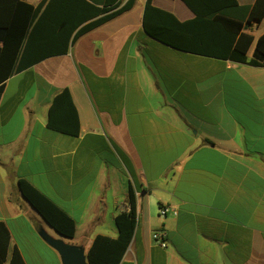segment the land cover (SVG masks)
I'll use <instances>...</instances> for the list:
<instances>
[{
    "label": "crops",
    "instance_id": "0c3cea01",
    "mask_svg": "<svg viewBox=\"0 0 264 264\" xmlns=\"http://www.w3.org/2000/svg\"><path fill=\"white\" fill-rule=\"evenodd\" d=\"M145 4L134 0L67 55L5 83L0 222L26 264V253L33 264H49L44 255L62 262L40 236L56 237L22 196L20 180L75 222L65 241L86 255L96 237H118L115 218L130 213L133 196L136 227L120 264H264V67L161 44L144 31ZM152 4L181 22L195 17L180 0ZM263 31L253 22L247 32ZM66 88L78 137L47 127L52 101ZM162 207L177 216L162 218ZM157 232L166 234V248L153 239Z\"/></svg>",
    "mask_w": 264,
    "mask_h": 264
},
{
    "label": "trees",
    "instance_id": "16d2710c",
    "mask_svg": "<svg viewBox=\"0 0 264 264\" xmlns=\"http://www.w3.org/2000/svg\"><path fill=\"white\" fill-rule=\"evenodd\" d=\"M124 1V4H123ZM194 18L179 21L172 13L146 0L143 28L152 39L180 52L255 68L264 67V31H247L264 23V0L240 6L237 0H180ZM134 0H43L37 6L23 0H0V96L14 74L40 62L67 55L84 34L128 12ZM253 53L250 55V50ZM49 130L70 137L80 135V120L69 89H63L48 111ZM24 199L44 222L67 240L75 236V222L27 181L20 180ZM115 218L116 239L98 236L87 254L88 264H120L136 227V204ZM0 264H26L7 226L0 222Z\"/></svg>",
    "mask_w": 264,
    "mask_h": 264
},
{
    "label": "water",
    "instance_id": "95a60500",
    "mask_svg": "<svg viewBox=\"0 0 264 264\" xmlns=\"http://www.w3.org/2000/svg\"><path fill=\"white\" fill-rule=\"evenodd\" d=\"M40 236L58 253L62 264H88V258L84 248L67 243L65 238L59 234H57V237H53L41 231Z\"/></svg>",
    "mask_w": 264,
    "mask_h": 264
},
{
    "label": "built area",
    "instance_id": "2783aa9c",
    "mask_svg": "<svg viewBox=\"0 0 264 264\" xmlns=\"http://www.w3.org/2000/svg\"><path fill=\"white\" fill-rule=\"evenodd\" d=\"M128 0H125V2ZM168 214L173 215L174 217L177 216V212L176 211H172L170 208L168 207H162L160 209V216L162 218L167 217ZM153 239L160 244L163 248L167 247V243L165 242L166 239V234L164 232H157L153 235Z\"/></svg>",
    "mask_w": 264,
    "mask_h": 264
},
{
    "label": "rangeland",
    "instance_id": "374dc122",
    "mask_svg": "<svg viewBox=\"0 0 264 264\" xmlns=\"http://www.w3.org/2000/svg\"><path fill=\"white\" fill-rule=\"evenodd\" d=\"M49 232L51 233V234H53V235H56V237H57V234L51 229V228H49ZM27 254V259H28V262L29 263H31V264H33V262H32V258L29 256V254L28 253H26ZM44 258H43V261H45L46 263H49V264H53V258L51 257V256H49V257H47L46 255H44L43 256Z\"/></svg>",
    "mask_w": 264,
    "mask_h": 264
}]
</instances>
